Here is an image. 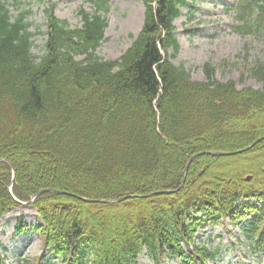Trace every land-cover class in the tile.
<instances>
[{"label":"trees","instance_id":"trees-1","mask_svg":"<svg viewBox=\"0 0 264 264\" xmlns=\"http://www.w3.org/2000/svg\"><path fill=\"white\" fill-rule=\"evenodd\" d=\"M87 1L98 10L82 8L76 27L54 3L45 8L38 56L30 10L14 15L0 0V221L18 200L36 209L43 254L31 264H140L144 252L156 264H209L220 247L197 234L226 220L246 222L253 249L264 252V89L221 82L211 64L197 81L172 62L187 0H145L142 29L115 60L97 54L109 0ZM233 9L240 32L264 28V0ZM249 69L264 82V64ZM239 150L198 156L181 187L193 154ZM45 188L67 193L34 198ZM18 230H29L24 219Z\"/></svg>","mask_w":264,"mask_h":264},{"label":"rangeland","instance_id":"rangeland-1","mask_svg":"<svg viewBox=\"0 0 264 264\" xmlns=\"http://www.w3.org/2000/svg\"><path fill=\"white\" fill-rule=\"evenodd\" d=\"M182 15L175 21L180 50L171 57L174 64L186 68L197 81H206L205 65L215 67V77L221 82L233 81L238 89L252 87L264 89L263 81L253 76L249 67L256 62L264 64V28L240 32L241 22L233 9L237 0H187ZM55 3V13L72 27L81 26L80 10H98L87 0H7L14 15L30 10L28 21L34 32L33 52L41 56L47 42V17L45 8ZM100 13L108 19L105 39L97 49L104 59H119L132 45L144 23L145 0H109L108 8ZM173 54V51L170 52ZM29 230L20 232L22 220ZM42 223L37 211L30 204H20L4 215L0 221V264H31V260L43 254L42 240L36 228ZM247 223L233 227L210 226L198 234L197 242L220 247L219 258L209 264H264V252L253 249V241ZM48 256H52L47 253ZM3 258V260L1 259ZM39 264H63L49 257ZM140 264H156L144 252ZM160 264H182L179 259H169Z\"/></svg>","mask_w":264,"mask_h":264},{"label":"water","instance_id":"water-1","mask_svg":"<svg viewBox=\"0 0 264 264\" xmlns=\"http://www.w3.org/2000/svg\"><path fill=\"white\" fill-rule=\"evenodd\" d=\"M261 139L263 138H260L259 140H257V142H259ZM256 142V143H257ZM255 143V144H256ZM255 144H253L252 146H254ZM251 146V147H252ZM242 150H239V151H235V152H222V151H204V152H198V153H195L193 154L188 163H187V166H186V169H185V172H184V181L182 183V185L184 184L185 180H186V175L188 173V170H189V167H190V164L193 162L194 159H196L198 156L202 155V154H213V155H218V156H224V155H233V154H237V153H241ZM251 175H249L247 177V180H251ZM181 185V186H182ZM175 190H163L161 191L162 193H171V192H174ZM44 192H61V193H67L65 191H59V190H56V189H52V188H45V189H42L40 190L36 196L40 195L41 193H44ZM157 192H153L152 194H150L149 196L151 195H154L156 194ZM70 194V193H69ZM35 196V197H36ZM80 199L82 200H85V201H89V202H104V203H116V202H120L128 197H131V196H124V197H120V198H117V199H113V200H97V199H88V198H85V197H81V196H78ZM20 203H23L21 201H19ZM24 204V203H23Z\"/></svg>","mask_w":264,"mask_h":264},{"label":"bare ground","instance_id":"bare-ground-1","mask_svg":"<svg viewBox=\"0 0 264 264\" xmlns=\"http://www.w3.org/2000/svg\"><path fill=\"white\" fill-rule=\"evenodd\" d=\"M243 152V151H242ZM85 201V200H84ZM89 202V201H88Z\"/></svg>","mask_w":264,"mask_h":264}]
</instances>
